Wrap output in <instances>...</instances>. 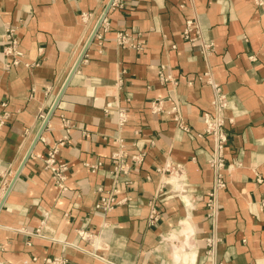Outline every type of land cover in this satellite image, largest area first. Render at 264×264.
I'll return each instance as SVG.
<instances>
[{
  "label": "crops",
  "instance_id": "0c3cea01",
  "mask_svg": "<svg viewBox=\"0 0 264 264\" xmlns=\"http://www.w3.org/2000/svg\"><path fill=\"white\" fill-rule=\"evenodd\" d=\"M108 2L0 0V264H264V5L117 0L106 11ZM188 19L200 40L184 39ZM16 23L23 56L6 67L2 35ZM118 32L139 48L120 46ZM201 42L213 45L207 58ZM205 71L231 119L213 216ZM119 139L127 173L115 175ZM60 140L64 188L44 165ZM167 163L180 170L157 171ZM112 189L113 208H96Z\"/></svg>",
  "mask_w": 264,
  "mask_h": 264
},
{
  "label": "built area",
  "instance_id": "2783aa9c",
  "mask_svg": "<svg viewBox=\"0 0 264 264\" xmlns=\"http://www.w3.org/2000/svg\"><path fill=\"white\" fill-rule=\"evenodd\" d=\"M258 5H264V0H255ZM117 5V0H109L107 4L106 11L109 8H113ZM106 11L102 13L100 16V23H106ZM195 31V36L191 35V32ZM184 39L190 41L200 40V34L198 31V25L195 19H188L185 23V26L182 31ZM116 41L120 46H128L131 45L133 47H138V44L133 43V39L127 32H118L116 33ZM2 53L5 56L12 57V62L9 64L7 63L5 66L9 67L10 65H16L20 62V58L23 56V52L19 48V41H18V23L16 24H9L5 28V32L2 35ZM212 43H203L201 42V52L207 58L208 55L212 51ZM27 65V64H25ZM163 68V67H162ZM160 79L162 81H167L172 79L170 75H164L162 73V69L159 72ZM200 80H203L207 83L212 89V99H211V111L204 112L201 115V119L204 123V134L210 135L212 138V155L208 159V164L213 169L214 172V181L213 187L208 197L206 198L205 202L207 205L208 210L210 211V215H215L217 206L215 204L216 195L219 190L225 187V174L224 171L230 169L229 166L225 165V157H224V147L227 141V135L225 132V123L230 121L231 119L227 118L225 114V110L228 106V97L226 91H224L223 87L218 83L208 71H205L203 74L199 75L198 77ZM161 100H155L151 103V110L152 112L161 111ZM121 123L125 120L123 113H120ZM174 120L177 122V125L187 130L186 125H184L181 121L180 116L176 115ZM203 133H199L198 135L201 136ZM119 148L117 151L112 155V159L114 160V165L112 168V173L118 175L120 173H127L124 164V154H125V144L123 139H119ZM63 141L60 140L58 145L54 146L44 158V165L47 169H49L52 173V178L54 179L55 183L63 187V182L65 180L64 171L67 169V165L65 163H57L56 162V154L58 151V146L62 145ZM134 159L138 160L136 157ZM98 165H89L92 171ZM172 170L179 171L180 165L171 166V164L167 163L163 167L157 169V171L171 173ZM261 182V179H258ZM98 191H102V188H98ZM116 189H112V191H108L107 195L101 196L99 202L95 205L96 208L102 209L104 211H110L113 206L118 202L115 199L114 193ZM4 193L1 194L0 204L3 200ZM257 205L259 210L264 213V193L257 201ZM150 221L154 222L158 220V213L155 209L152 208L150 213ZM39 231V230H38ZM81 237H86L85 234L80 233ZM210 248H212L213 241L211 239H207ZM57 261V260H54Z\"/></svg>",
  "mask_w": 264,
  "mask_h": 264
},
{
  "label": "water",
  "instance_id": "95a60500",
  "mask_svg": "<svg viewBox=\"0 0 264 264\" xmlns=\"http://www.w3.org/2000/svg\"><path fill=\"white\" fill-rule=\"evenodd\" d=\"M98 25H99V22H98L97 26H98ZM97 26H96V27H97ZM2 202H3V201H2ZM2 202H1L0 206L2 205Z\"/></svg>",
  "mask_w": 264,
  "mask_h": 264
}]
</instances>
